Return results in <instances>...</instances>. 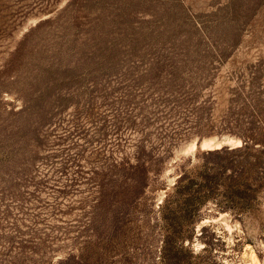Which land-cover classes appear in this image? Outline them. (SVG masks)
<instances>
[{
	"label": "rangeland",
	"instance_id": "rangeland-1",
	"mask_svg": "<svg viewBox=\"0 0 264 264\" xmlns=\"http://www.w3.org/2000/svg\"><path fill=\"white\" fill-rule=\"evenodd\" d=\"M0 264H264V0H0Z\"/></svg>",
	"mask_w": 264,
	"mask_h": 264
}]
</instances>
